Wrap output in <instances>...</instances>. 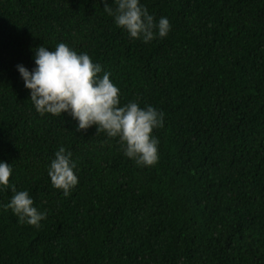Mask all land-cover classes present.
Here are the masks:
<instances>
[{"label": "trees", "instance_id": "16d2710c", "mask_svg": "<svg viewBox=\"0 0 264 264\" xmlns=\"http://www.w3.org/2000/svg\"><path fill=\"white\" fill-rule=\"evenodd\" d=\"M141 3L166 38L130 39L103 0H0V161L47 211L20 224L0 189V264H264V0ZM60 42L111 74L121 106L165 114L157 164L35 111L17 65ZM60 146L77 165L68 197L47 175Z\"/></svg>", "mask_w": 264, "mask_h": 264}, {"label": "clouds", "instance_id": "9594fccd", "mask_svg": "<svg viewBox=\"0 0 264 264\" xmlns=\"http://www.w3.org/2000/svg\"><path fill=\"white\" fill-rule=\"evenodd\" d=\"M103 11L113 18L116 27L130 39L148 44L156 38H166L171 31L167 17L159 20L149 13L141 0H103ZM34 51L35 67L29 71L17 65L30 100L40 115L62 117L68 114L77 122V131L93 126L96 133L118 139L123 154L138 167H152L159 161V139L154 130L164 126L165 114L151 105L139 106L129 101L121 106L120 90L110 80L111 74L94 63L86 52H77L60 42L54 50L44 45ZM103 72V75H100ZM77 165L71 151L60 146L47 169L53 188L65 197L78 185ZM12 164L0 161V189H11L12 196L4 205L18 218V223L39 228L47 219V211H40L27 190L18 191L10 184Z\"/></svg>", "mask_w": 264, "mask_h": 264}]
</instances>
